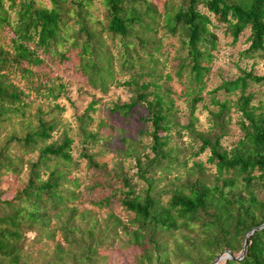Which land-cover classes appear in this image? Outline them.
I'll use <instances>...</instances> for the list:
<instances>
[{"label": "trees", "instance_id": "16d2710c", "mask_svg": "<svg viewBox=\"0 0 264 264\" xmlns=\"http://www.w3.org/2000/svg\"><path fill=\"white\" fill-rule=\"evenodd\" d=\"M92 1L0 0V130L29 112L25 89L46 102L34 106L25 133L11 130L0 143V182L6 175L17 180L0 186V264H116L111 253L133 249L128 264H211L226 250L231 257L217 264H264V226L246 237L236 258L246 232L264 223V101L254 104L246 92L251 83L264 86V0H179L161 12L151 0H98L101 20L90 12ZM160 18L164 34L156 36ZM219 28L230 44L247 32L238 56L252 63L211 90L218 133L208 137L195 128L194 110ZM166 37L173 40L165 44L176 59L173 74L187 75L184 123L164 83L170 73L161 72ZM69 53L89 89L129 92L110 101L104 116H94L98 101L91 99L75 117L82 159L73 157L66 128L58 138L52 134L64 84L38 71L45 56L62 62ZM258 61L260 74L253 70ZM236 91L232 101L215 97ZM231 106L239 135L226 147L221 137ZM139 107L147 142L122 135L119 160L109 166L91 148L111 138V115L126 119ZM184 132L200 142L186 157ZM205 149L211 170L199 160L187 164ZM80 160L86 182L75 173Z\"/></svg>", "mask_w": 264, "mask_h": 264}, {"label": "rangeland", "instance_id": "374dc122", "mask_svg": "<svg viewBox=\"0 0 264 264\" xmlns=\"http://www.w3.org/2000/svg\"><path fill=\"white\" fill-rule=\"evenodd\" d=\"M18 1V0H15ZM44 4L47 3V0H41ZM154 4L156 10L161 12L163 7L166 5L168 6L172 2H178L179 0H151ZM90 12L92 16L97 19L102 18L101 16V5L98 0H93L90 4ZM161 25V18L159 19L158 27H156V36L164 34V30L160 27ZM99 27L98 24L95 25ZM218 35V44L217 50L214 51L215 58L211 64V68L204 77V88L200 92L201 97L203 98L201 102L196 104V108L194 110V115L196 117L195 120V128L199 131L205 133L208 137H213L216 133H218L217 129L214 126V117L212 113L216 110V106L211 103L210 97L212 96V89L218 85L221 80L229 79L237 76L240 73L241 68H248L251 66L252 60L239 58L238 51L246 47L245 37L247 32L245 31L237 40V42L230 44L229 37L224 36L221 33V28L215 30ZM5 35V32H2ZM6 39V36H4ZM107 42L109 39L107 38ZM164 48L161 50L166 49L169 51V56L166 60H164V56H160V63L163 62V67H161V72L164 74L165 72L170 73V78L165 79L164 83L172 89V98L174 100V105L177 108L176 114L178 115V120L180 123L185 122V115H186V95L183 92V86L187 83V75L185 71H182L179 78H177L173 74V66L176 64V59H173V51L172 48L169 46H165V44L169 42H173L172 39L166 37L162 39ZM70 58L67 61L57 62L54 58L45 56V60L38 69L40 73L46 75L48 78L53 79L54 81H61L64 84V90L57 98L56 102L59 106L62 107V111L60 112V120L59 125L55 127L53 131V138H58L61 135V131L66 128L65 130L67 133L73 138L72 143V155L74 158L82 159L78 157V153L80 152V138L76 136V129H77V121L75 117L82 112L85 108L87 103L91 99H96L98 101L96 107L98 110L95 111L94 116H104L105 112L104 109L110 103V101L119 99L120 101L126 100L128 95V90L125 86H118V87H109L107 92L100 93L96 92L95 90L89 89L85 85V79L79 72H76L73 67L77 62L73 53H69ZM116 68V67H115ZM253 70L255 73L260 74L261 66L260 61L254 65ZM123 78L128 77V73H120ZM119 74V77H120ZM13 81L17 82L19 86H23L25 80H18V76L13 77ZM163 80L161 79L160 82ZM263 85L253 84L251 83L246 92L253 93V98L251 100L252 103L256 104L259 100L264 101V96L262 95ZM25 92L28 93V97L26 100H31V107L29 112L23 117H16L11 120L8 124H5L2 130H0V143L5 140V137L8 133L13 130L17 135H22L26 131V126L33 124V111L34 106L37 103H41L43 106L46 102L35 96L33 92L25 89ZM238 91L230 94L224 95L222 92H216L215 97L219 100L229 99L230 101L234 100L238 96ZM145 110L143 107H139V109L131 115L129 118H121L117 115H111L110 122L113 125V131L111 138L108 142L97 145L92 147L91 151H101V156L98 158L107 161L109 166L113 160L117 159V152L116 149L122 148V142L120 137L122 135L128 136L130 138H139L142 142H147V138L144 135H140V129L147 130L148 124L144 123L142 120L139 119V116L145 115ZM238 112L234 111V107L231 106L229 111L228 122L226 125V133L221 137V144L222 146H228L232 141H235L239 135L238 130ZM22 121L23 123H20ZM95 121V120H94ZM13 126V128H12ZM12 128V129H11ZM190 135L187 132H184L181 140H183V145L185 146V157L189 152L195 151L200 142L194 139H189ZM193 138H195L193 136ZM16 151V150H15ZM189 155V154H188ZM207 156V149L203 152L199 153L197 156H190L187 161V164L190 165L191 161L199 160L203 163L205 168L211 170V166L205 162ZM83 160H80L77 169L75 170L76 175H80L81 179L85 180L86 182V171L83 170ZM17 180L13 175H6L3 176L0 186L9 185L13 187L16 184ZM37 246V244H36ZM133 250H126L122 254L117 251L111 253V258L113 257L116 261V264H128L131 260V255ZM240 254V253H239Z\"/></svg>", "mask_w": 264, "mask_h": 264}, {"label": "water", "instance_id": "95a60500", "mask_svg": "<svg viewBox=\"0 0 264 264\" xmlns=\"http://www.w3.org/2000/svg\"><path fill=\"white\" fill-rule=\"evenodd\" d=\"M262 226H264V223L261 224V225H259V226H257V227H253L252 229H250V230H248V231L246 232V234H245V236H244V242H243V245H242V249H241L240 254L238 255V257H236V258H240V257L242 256V254L244 253V251H245V248H246V241H245V239H246V237H247V236H248V235H249L254 229H256V228H260V227H262ZM227 257H231V254H230V252H229L228 250L224 251V254H220V255H218V256L212 261L211 264H217L218 261H220V260H222V259H224V258H227Z\"/></svg>", "mask_w": 264, "mask_h": 264}]
</instances>
